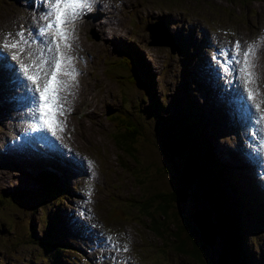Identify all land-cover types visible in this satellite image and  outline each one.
Segmentation results:
<instances>
[{"label": "rangeland", "instance_id": "374dc122", "mask_svg": "<svg viewBox=\"0 0 264 264\" xmlns=\"http://www.w3.org/2000/svg\"><path fill=\"white\" fill-rule=\"evenodd\" d=\"M48 2L44 0V4ZM101 2L105 3L106 17L99 16L97 11L96 3ZM36 5L37 0H0V46L19 40V34H23L25 41L23 52L19 48L3 47L7 61H0V68L9 63L13 65L6 67L7 72L0 70V83L2 78L13 76V69L20 75L16 78H21L23 73L18 63H24L28 55L33 57L26 59V64H32L36 56L42 55L41 48H34L37 44L32 36L37 30L30 25L36 14H45L43 6L38 12L34 10ZM92 6L86 10L88 16L74 27V38L69 42L77 49L72 67L78 73L75 78L78 82L65 98L73 97L72 106L63 119L59 116L61 121L70 122L73 129L78 128L75 142L90 155L92 161L88 162H93V167L88 166V174H81L80 169L87 168L85 164L76 163L73 172L79 179L67 184L64 182L67 174L54 163L20 165L16 161L19 153L36 157L30 151L16 148L11 135L35 121L28 118L29 115L33 118V108H27L25 103L23 119L27 122L24 124L19 119L11 130L15 114L9 101L12 94L8 88L0 90V110L5 115L0 120V158L6 156L9 160L5 165L0 162V264H55L57 259H62V264L66 260L67 264H205L175 249L171 236L175 226L185 229L186 247L192 248L193 242L201 251L202 259L212 264L227 247L226 229L212 238L213 225L204 208L212 206L219 193L236 196L220 207L215 200L214 206L222 210L229 207L231 215L238 209L240 228L237 232L246 239L239 246L244 250L249 245L253 255L256 254L254 259L246 251L245 258L249 264H264V191L257 188L263 183L249 181L250 175L264 181V174L257 160L246 157L245 141L233 138L242 127L241 132L250 140L255 139L254 148L259 149L258 135L264 124L253 117L254 113L257 117L264 115V0H98ZM153 21L164 23L173 36L171 43L160 46L151 42V31L145 26ZM40 33L43 35L42 31ZM237 41L240 50L255 45L251 58V65L254 62L251 73L255 74V79L250 83H245V79L243 82L229 80L230 74L220 79L219 75L211 73L213 67H209L206 60L218 45L231 44L236 49ZM46 44L49 46L48 42ZM68 53L72 56L74 50L68 49ZM15 54L18 57L13 60ZM124 55L132 56L141 86L129 83L125 72L118 69L120 63L117 62ZM202 55L206 56L205 60ZM248 89L254 93L251 100L247 99ZM230 92L245 94L252 105L247 121L242 120L239 129L230 125L219 103V98ZM125 96L128 99L123 107L128 111L131 105L132 116L142 129L141 135L134 138L131 153L119 155L112 136L116 125L106 113L120 109ZM2 100L9 102L11 108L3 106ZM255 102L260 105L259 111L253 107L257 105ZM192 109L201 114V120L189 119L188 111ZM184 118L191 125V133L200 130V135L210 143L206 161L209 173L188 186L191 190L188 199L170 206L164 220L165 229L158 235L144 218L135 217V211L124 210L121 205L128 204L129 198L140 199L183 184L179 173L182 162L178 159L170 162L161 143L166 136L181 133L179 125H187ZM58 133L64 135V129H58ZM55 136L59 138L57 133ZM198 143L195 137L188 144L190 154L200 145ZM58 152L51 151L45 159H59ZM232 160L234 163L230 162ZM23 162L29 163V159ZM61 164L67 171L71 166L63 161ZM52 166L55 171L50 170ZM216 166L220 167L221 176L210 171ZM37 177L53 181L59 189L48 194ZM215 184L218 191L214 190L205 199L203 192ZM75 195L78 199H73ZM209 211L212 219H216V212ZM196 212L202 235L211 245L199 238V227L194 221ZM60 214L64 222L59 225L56 218L53 227L46 229L49 221ZM105 235L117 240L114 247L103 241ZM100 241V247L94 246ZM39 242L47 244L49 252ZM133 255L138 259L135 263ZM245 258L240 257L241 261Z\"/></svg>", "mask_w": 264, "mask_h": 264}, {"label": "trees", "instance_id": "16d2710c", "mask_svg": "<svg viewBox=\"0 0 264 264\" xmlns=\"http://www.w3.org/2000/svg\"><path fill=\"white\" fill-rule=\"evenodd\" d=\"M128 56L124 55L118 61V63H120L118 69H122L125 72L124 77L129 83L141 86L140 76L139 72L136 69V64L132 56ZM143 65H145V63H143ZM127 99L128 98L125 96V100L121 103V108L118 109L115 113L110 110H108L106 113L110 121L116 125V130L112 132V136L118 148L119 155H128L131 153L130 148H134V138L141 135L142 129H139L135 117L132 116V113L130 111L131 105L130 110L128 111L123 107ZM187 116H190L189 119L193 120L194 122H197L202 118L201 114L194 109H192V111H188ZM184 120L186 122L185 124L187 125H179V127L181 128V133L166 136L161 143L163 151L169 158L170 162H176L177 159L182 162L179 173L182 178L183 184L173 187L172 190L158 191L155 193L152 192L149 195H144L140 199L129 198L128 204H123L124 207L121 205L122 209L124 210L135 211V217L144 218L150 229H152L158 235H160L163 229H165L166 225L164 223V220L167 218L170 206L174 202H176V204L182 203L186 199H188V197L191 195V190H189L188 186L201 179L204 174L209 173L206 161L208 160L210 143L200 135V130L196 134L195 132L191 133V125L187 123L186 118H184ZM195 137L197 138L199 142L198 144L200 145H198L196 149L193 148V152L190 154L188 144L190 142L192 143V139ZM200 147H203V149H201ZM210 171L213 172L217 177L222 175V171L218 166L210 169ZM37 179L39 183H42L45 186V190L48 194H51V192L55 189H59L53 181H48L47 179L40 180L38 177ZM227 187L230 188L229 185H227ZM218 189L219 187L216 184L214 187H212L211 185L203 192V196L205 197V199H208L211 196L212 192H214V190L218 191ZM231 199L232 201L235 200L236 196L234 194H230V196L228 195L227 197L226 195H221L219 193L215 198L216 205H218V207H220L221 205L225 206L227 204V201ZM241 199L242 198L239 197V200ZM215 200L213 201L212 206H206V208L204 209L211 211L214 210L216 212L217 218L212 219L211 217V220L214 222L218 234L223 233V231L226 229V233L224 234V241L227 247L223 250L218 259L212 264H249L250 261L245 258V253L247 251L250 255H253V252H251L249 245L248 247H245L244 250L239 246V243L242 245V243H245L246 239L243 235L237 232L238 228H240V219L237 218L238 209L231 215L228 212L229 207H225L222 210L220 208H217V206H214ZM236 207L238 208L237 204ZM56 218L57 216L53 217L49 221V223L46 225V229L53 227ZM199 222L200 221H196L197 225ZM184 233V228L175 226L173 233L171 234L174 240L175 249L179 252L188 253L192 257H197L201 260V262L208 264L204 261V259H202L201 251H199V249L193 242H191L192 248L186 247L187 241L185 239ZM198 235L199 238H203L202 229H200V226ZM188 239L191 240V237L189 235ZM202 241L204 240L202 239ZM38 244L45 251L49 252V246L47 244L43 242H39ZM235 247H237L238 249L235 250ZM61 256L63 258L62 253ZM240 257H244L245 259L241 261ZM253 258L256 259L255 253L253 255ZM67 262L68 260H66V263L64 264H67ZM55 264H62V259H57Z\"/></svg>", "mask_w": 264, "mask_h": 264}, {"label": "snow or ice", "instance_id": "6c2138e0", "mask_svg": "<svg viewBox=\"0 0 264 264\" xmlns=\"http://www.w3.org/2000/svg\"><path fill=\"white\" fill-rule=\"evenodd\" d=\"M96 0H49V10L45 17L48 23L42 29V32L49 34L55 33V37L59 38V41H63L64 48H71L69 40L71 39V33L64 25L70 21H75L86 10H89ZM20 39L14 41L12 44L5 43V48H19L20 52H23V45L25 43L23 34H19ZM55 38L50 39L49 51L53 53L49 61H43L40 63L33 62L32 64L19 65V70L22 71L24 77L31 81L33 92V100L35 104V111L38 113V119L42 126L50 129L55 133L57 129L63 130V123L59 120V116L64 115V105L61 103L60 91L63 88H67L69 83L60 79V73L63 72L70 80L74 81L76 75H78L74 67L65 68V65H71L73 57L66 55L61 51V43ZM236 51L240 52V42H236ZM255 54V45L250 44L248 49L244 52L243 66L240 68V72L247 77L245 83L254 81L255 74L248 72L247 70L252 66L249 57ZM18 54L12 56L13 60H16ZM49 64L50 71H44V65ZM30 71L32 74H30ZM45 77L43 87L37 83L38 80ZM254 98V93L251 89L247 91V99ZM256 111H259L260 105L253 106ZM254 119L258 123L264 122V115L257 117L254 113ZM110 239V238H109ZM125 250H127L125 248Z\"/></svg>", "mask_w": 264, "mask_h": 264}, {"label": "bare ground", "instance_id": "6f19581e", "mask_svg": "<svg viewBox=\"0 0 264 264\" xmlns=\"http://www.w3.org/2000/svg\"><path fill=\"white\" fill-rule=\"evenodd\" d=\"M35 2V1H34ZM44 0L41 2V4H40V7L41 6H43V13H45V14H36L35 15V19H31V28H34V29H36L37 28V24L39 23L40 24V22H41V20L44 18V17H46L47 16V14H48V10H49V2L47 3V4H44ZM32 5V4H31ZM96 5H97V11H98V13H99V16H100V14H104V17H106V12H107V10H105L106 8H105V3L103 2H101V4H99V3H96ZM35 6V5H34ZM37 6V5H36ZM40 7H39V9H38V11L39 10H41L40 9ZM42 13V12H41ZM81 16H79L78 18H80ZM34 18V17H33ZM43 21V20H42ZM33 25V26H32ZM40 27V26H39ZM43 33V32H42ZM53 34H54V32H51V33H49V34H45V33H43V35L40 33V35H41V40H43V39H45V38H47V37H49V36H53ZM52 37H49L47 40H46V42H48V43H50V39H51ZM46 42L44 41V42H41V45H45V48H44V55L41 57V60H39V57H36L35 58V60L37 61V63H40V62H43V61H49V64H50V57L53 55V53H51L50 51H49V46L46 44ZM158 45H160V46H166V44H158ZM242 46V45H241ZM29 48H30V46H29ZM33 48V47H32ZM64 47H63V45H61V51H62V49H63ZM174 48V47H173ZM31 49V48H30ZM65 51H67L68 52V48L65 50ZM64 51V52H65ZM38 54V53H37ZM202 57V59L203 60H205V57L206 56H204V55H202L201 56ZM208 60V62H210L211 63V61H210V59H207ZM241 58H239L236 62H235V64H237V65H240L241 64ZM118 63V62H117ZM49 64H45L44 65V71H47L48 69H49V71H50V68H46V66H48ZM223 64V65H222ZM222 64H221V70L223 69V70H227V69H230V68H232L233 66H234V64L232 63V61H230L229 59H224L223 60V62H222ZM30 73H31V71H30ZM211 73H215L214 71L213 72H211ZM215 74H217V75H219V77H220V79H221V76H220V72H218V73H215ZM12 75H17L16 74V72H15V70L13 69V74ZM20 76V75H19ZM43 77V76H42ZM230 78H232V76L230 75L229 76V80H230ZM42 79V78H41ZM41 79L40 80H38L37 81V83H39L40 81H41ZM223 80V79H222ZM236 81H241V82H243L242 81V79L241 78H239V80L238 79H235ZM245 80H246V78H245ZM20 85H19V87L21 86V87H26V84L24 83V82H21V83H19ZM29 86L32 88V84H31V82H30V84H29ZM3 91H4V89H3ZM241 94H243V93H234V92H230V94H225V95H223L221 98H219L220 99V104H221V108L226 112V115L228 116V119H227V121L230 123V125L233 127L234 126V128H238L239 129V126H241L242 125V120L243 119H246L247 117H248V115H249V112H250V110L252 109V105L250 104V103H248L247 104V99H246V97L244 96V95H241ZM65 98H66V96H67V92H65ZM0 98H1V96H0ZM2 102H3V106H5V107H9V108H11L10 107V104H9V102H7L6 100H2ZM26 106H28L27 108H29V107H31V108H33L32 107V105H31V103L30 102H27V104H26ZM226 107V108H225ZM12 109V108H11ZM239 112H241L242 113V116L241 117H238V113ZM5 118V115L3 114V112H2V110H0V120L2 121L3 119ZM28 118L29 119H31V120H33V118L29 115L28 116ZM20 119H22L21 121H24V124L27 122V120H24L23 119V116L22 117H20ZM30 120V121H31ZM23 124V125H24ZM241 130H242V127H240V131H239V133L238 134H236L233 138L234 139H237V140H242L243 139V141H245V149H246V151H245V153H247V154H250V155H253V157H254V159H255V156H256V158H257V161L259 162V163H261L263 160H264V150H261V149H255L254 148V143L256 144V140L255 139H253V140H250V137H248L247 135H244L242 132H241ZM30 132L32 133V135H34V137H41V136H44L45 134L42 132V131H40L39 130V128H37L36 126H35V128H31L30 127ZM58 135V134H57ZM59 136V135H58ZM244 136V137H243ZM262 137H264V132L261 134V135H259L258 136V138H262ZM245 138H247V139H245ZM249 141H250V144H249ZM14 144L15 145H17V140H15L14 139ZM258 145V144H257ZM219 149H221L220 147H218ZM231 148H232V146H231ZM19 150V149H18ZM222 150V149H221ZM225 151V150H224ZM218 152V151H217ZM255 155V156H254ZM18 157H19V159H16V161L17 162H20V165H26V166H34V165H42V164H44L45 162L46 163H54V164H56V165H58V166H60L64 171H65V173L67 174V176L66 177H68V179L66 178V181H64V182H66L67 184H69L71 181H73V182H76L79 178H78V176H75V172H73V165H71L70 167H69V170L67 171L63 166H62V164H61V161L59 160V159H53L52 161H48V160H46L45 159V157H41L40 159H34V158H31L29 155H24L22 152L21 153H19L18 154ZM25 159H29V163H24L23 162V160H25ZM8 160V157H6V156H2L1 158H0V162H2V164L3 165H5L6 164V161ZM9 161V160H8ZM56 161V162H55ZM223 162V161H222ZM230 162H232V163H234V161L232 160V161H230ZM92 166H93V164H92ZM54 166H52L51 167V169L50 170H52V171H55V169H52ZM56 167V166H55ZM229 167H234L233 165H229ZM236 167V166H235ZM80 169V168H79ZM89 169L90 168H86L85 170H82V169H80L81 170V174H83V173H86V174H88V172H89ZM97 174V173H96ZM249 181H254V183L255 184H261V183H263V184H261L259 187H257L258 189H260V190H262V191H264V181H262L261 179H259V178H256V177H254V176H252V175H250V180ZM73 199H78V196L77 195H75V197L73 198ZM57 218L59 219V225L61 224V223H63L64 222V219H63V216L60 214V216H57ZM107 243V242H106ZM107 245H109V243H107ZM138 259L135 257V255H133V261H134V263L137 261Z\"/></svg>", "mask_w": 264, "mask_h": 264}, {"label": "water", "instance_id": "95a60500", "mask_svg": "<svg viewBox=\"0 0 264 264\" xmlns=\"http://www.w3.org/2000/svg\"><path fill=\"white\" fill-rule=\"evenodd\" d=\"M153 26H155V30H153ZM146 30H150L151 32L149 33L151 37V42L157 43V44H166V43H171L173 40V36L167 31V29L164 26V23L162 24L161 21H153L150 23H147L145 26ZM205 210V209H204ZM207 216L208 220L212 222L213 225V231H212V238L215 237V234L217 233V229L215 228L214 222L211 220V214L210 211L207 210ZM197 212L194 214V221H197ZM195 221V223H196ZM201 223H198V227L200 226V229H202V226L200 225ZM203 236V235H202ZM205 241V238H202ZM207 242V241H205ZM210 242V241H209ZM208 243V242H207ZM210 244V243H209ZM211 245V244H210Z\"/></svg>", "mask_w": 264, "mask_h": 264}]
</instances>
